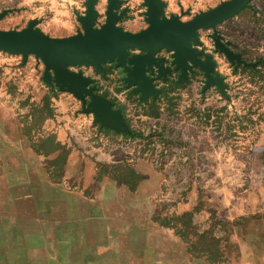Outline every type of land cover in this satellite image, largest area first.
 <instances>
[{"label": "rangeland", "instance_id": "rangeland-1", "mask_svg": "<svg viewBox=\"0 0 264 264\" xmlns=\"http://www.w3.org/2000/svg\"><path fill=\"white\" fill-rule=\"evenodd\" d=\"M176 1L175 10L180 12ZM188 1L193 8H188L190 14L183 19L220 2ZM9 6V2L0 0V13ZM96 8L102 22L105 0H98ZM7 10L0 17V29L11 25L21 29L27 25L28 22L8 25L7 19L20 16L22 11L18 6ZM217 29L233 51L254 63L253 66L230 63L223 53L215 50L211 29L201 30V45L197 48L212 56L213 75L222 78L224 92L213 84L203 90V72L194 68L188 80L175 88L177 71H172L167 81L155 78V87L162 92L140 100V94L125 85L124 74L115 70L106 72L105 76L116 72L119 75L115 76L116 85L119 89L128 88L134 98L130 99L127 92L124 96L130 105L127 118L111 101L115 109L121 110L129 132L103 127L114 136L108 138L111 140L109 149L102 151L101 157L105 160L96 163L98 178L107 175L131 189L141 188L150 197L137 202L140 216L152 218L156 226L174 234L173 227H177L188 238L192 235L197 251L204 245L209 251L220 249L222 256L233 259L236 251L249 257L250 236L257 220H247V217L256 216L264 208V0H252L250 7L218 25ZM160 55L167 58L165 65H170V52L162 51ZM243 66L256 69L250 71ZM71 68L93 79L102 74L84 64ZM42 71L43 64L37 62L34 55H28L22 63L20 54L0 51V103L12 105V114L23 124V135L39 139L47 134L45 122L60 102L55 97L56 92L47 91L49 84L41 79ZM60 92L68 95L71 99L68 102L75 103L77 111L82 112L79 99ZM145 100L146 103H141ZM35 146L45 152L57 147L51 138L39 140ZM58 146L61 149V145ZM69 148H65L66 153ZM61 160L60 155L55 165H60ZM189 215L192 226L187 220ZM208 228L221 238L220 243L212 242L203 234ZM177 237L179 244L175 253L159 252L158 257L167 258L166 264L171 263V258L185 264L180 251L186 243L179 235ZM241 238L245 244L240 242Z\"/></svg>", "mask_w": 264, "mask_h": 264}, {"label": "crops", "instance_id": "crops-1", "mask_svg": "<svg viewBox=\"0 0 264 264\" xmlns=\"http://www.w3.org/2000/svg\"><path fill=\"white\" fill-rule=\"evenodd\" d=\"M5 1L10 4L7 9L18 6L22 11L8 18V25H26L36 18L43 32L62 37L79 28L77 17L84 13L86 0ZM162 1L166 15L179 13L176 0ZM176 5L180 10L193 8L188 0ZM124 8L119 22L124 29L135 32L146 26L142 0H123L119 9ZM114 74L94 76V84L127 118L130 105L124 96L126 92L130 99L134 96L128 88L119 89V75ZM47 91L56 92L60 102L45 122L48 132L42 139L23 135L12 105L0 103V264H166L167 258L158 257L159 252L175 253L179 239L152 218L138 214L137 202L150 197L141 188L131 189L107 175L98 178L96 162L105 160L101 154L109 149L113 133L94 123L91 115L78 112L77 105L68 102L70 97L56 87L47 86ZM46 138L54 139L56 150L45 152L35 146ZM60 155L61 164L56 166ZM258 212L247 217L257 220L249 257L236 251L233 259L223 255V260L211 263L195 258L184 245L183 262L264 264V208ZM170 260L179 264L176 258Z\"/></svg>", "mask_w": 264, "mask_h": 264}, {"label": "water", "instance_id": "water-1", "mask_svg": "<svg viewBox=\"0 0 264 264\" xmlns=\"http://www.w3.org/2000/svg\"><path fill=\"white\" fill-rule=\"evenodd\" d=\"M251 1L220 0L217 5L183 19L184 15L190 14L189 9L166 16V2L142 0L147 25L132 32L119 24L126 11L119 9L123 0H105L102 22L96 8L98 0H86L84 13L77 17L80 28L75 33L50 36L37 26V19H30L21 29H0V51L20 54L22 63L28 55H34L36 61L43 64V81L79 99L82 112L90 113L100 126L128 133L121 110L115 109L111 101L97 92L93 78L71 67L78 64L93 66L103 76L106 72L119 70L124 74L125 85L139 93L140 100L162 92L161 88L155 87V78L167 81L168 75L177 71L176 82L181 83L188 80L194 68L203 72V90L213 84L224 92L222 78L213 75L212 56L197 48L201 45L199 32L211 29L215 50L223 53L230 63L253 66L254 63L245 61L240 53L230 48L217 29L218 25L250 7ZM6 12L7 8L0 17ZM162 51L170 52V65H165L167 58L160 55Z\"/></svg>", "mask_w": 264, "mask_h": 264}, {"label": "trees", "instance_id": "trees-1", "mask_svg": "<svg viewBox=\"0 0 264 264\" xmlns=\"http://www.w3.org/2000/svg\"><path fill=\"white\" fill-rule=\"evenodd\" d=\"M243 69H249L250 71H253L255 70L256 68H253L251 66H243ZM181 84L179 83H173V87H177V86H180ZM49 86V85H48ZM51 87V86H49ZM155 100V99H153ZM147 100L141 102V103H146ZM137 135H140V134H137ZM186 215V214H185ZM188 220V223L190 224V226H192V221H191V218H190V215L188 216L187 218ZM174 228V232L176 235H179V237L182 239V241H184L187 245V250L192 253L194 255V257H202V258H205L207 261L211 262V263H218L219 261L223 260V256H222V252L220 251V249H217V251H209V249H207L206 246H202V248L200 249V251H197V249H195V244H194V241H193V237L192 235H189V238H188V235L182 231V229H178L177 227H173ZM211 229L208 228L206 229V231L203 232V234L205 236H207L208 238H210V240L212 242H219L220 243V240L221 239L219 236L215 235L213 232H210Z\"/></svg>", "mask_w": 264, "mask_h": 264}, {"label": "flooded vegetation", "instance_id": "flooded-vegetation-1", "mask_svg": "<svg viewBox=\"0 0 264 264\" xmlns=\"http://www.w3.org/2000/svg\"><path fill=\"white\" fill-rule=\"evenodd\" d=\"M124 15H125V14H124ZM124 15H123V16H124ZM123 16H122V18H123ZM115 71L121 73L119 70H115Z\"/></svg>", "mask_w": 264, "mask_h": 264}]
</instances>
